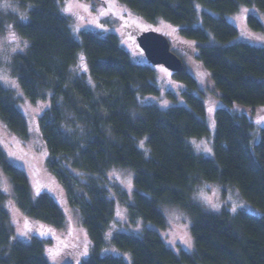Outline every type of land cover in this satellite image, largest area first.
Segmentation results:
<instances>
[{
    "label": "trees",
    "instance_id": "1",
    "mask_svg": "<svg viewBox=\"0 0 264 264\" xmlns=\"http://www.w3.org/2000/svg\"><path fill=\"white\" fill-rule=\"evenodd\" d=\"M15 1L25 16L0 9V33L13 24L29 48L13 58L12 74L33 103L51 93L39 124L48 165L80 212L92 247L80 262L65 264H264V126L257 133L264 109V47L247 42L226 18L244 6L264 12V0H118L149 23L172 24L182 38L195 43L218 101L214 158L197 155L190 144L207 136L210 127L206 94L186 68L175 75L189 87L187 105L163 109L145 103L143 97L161 95L155 66L136 63L116 34L75 36L63 13L65 0ZM248 24L264 31L256 15H249ZM125 28L130 33L132 26ZM81 54L93 84L73 72ZM0 121L11 134L29 136L14 93L2 86ZM0 167L18 209L33 225L64 227L59 203L47 193L36 196L26 172L1 149ZM115 169L134 173V189L125 199L110 177ZM205 182L236 187L260 213L206 211L194 200ZM112 193L129 204L131 220L143 229L140 235H109L116 218ZM6 201L0 190V264H51L49 239L15 237ZM164 206L179 207L191 218L193 252H176L164 241ZM111 243L129 253L131 261L103 255Z\"/></svg>",
    "mask_w": 264,
    "mask_h": 264
},
{
    "label": "rangeland",
    "instance_id": "2",
    "mask_svg": "<svg viewBox=\"0 0 264 264\" xmlns=\"http://www.w3.org/2000/svg\"><path fill=\"white\" fill-rule=\"evenodd\" d=\"M20 6L21 4L15 0H0V9L5 12H20ZM62 7L63 13L71 21L75 36L80 37L83 32H93L101 36L114 33L120 38L122 46L129 51L136 63L150 64L138 46L137 36L149 30L166 36L171 43V50L182 59L186 71L196 80L199 90L206 94L204 100L208 107L207 123L210 133L203 138L191 139L190 144L197 155L214 158L216 133L214 116L218 101L211 95L212 78L209 71L197 59V48L194 42L182 38L178 28L164 20H158L154 24L147 22L118 0H65ZM20 13L25 16V11ZM250 14L259 17L264 24V12L255 7H241L236 14L228 15L226 18L243 31L242 36L247 42L264 47V31H257L248 24ZM126 26H132L129 29L130 33L126 30ZM12 34H15V39L12 38ZM28 48L29 42L21 37L13 24H8L5 32L0 33V86L14 93L17 106L25 115L29 125V136L20 138L11 134L0 121V149L13 165L26 172L36 196L47 193L59 203L66 218L64 227L52 229L47 225H33L18 209L12 184L1 167L0 190L7 196L4 206L10 215L11 227L17 239L25 240L30 234L49 239L47 250L51 249L53 255H49L48 251L47 255L51 264H65L69 261L77 263L90 254L92 247L80 212L71 206L66 188L48 165L49 153L39 124L45 111L50 107L51 93H47L46 97L33 103L24 93L19 79L12 74L13 58L17 54L25 53ZM155 69L156 85L161 89V95L143 97V102L158 104L163 109L187 105L185 93L189 90L188 85L179 81L175 73L164 67H155ZM73 72L76 76L86 77L88 82L93 84L88 61L83 54L79 56ZM262 118H264V109L260 111L257 118L259 127L257 133H260V128L264 126V122H258ZM141 148L144 149L142 146ZM110 177L118 182L119 186L115 188V191L120 194V199H125L127 194L132 193L134 189L133 172L115 169L110 173ZM112 196H114L113 193L111 198L115 202L116 218L109 235L112 232L140 235L143 229L140 232L136 228L137 223L131 220L129 204L125 205ZM194 200L210 213H219L223 208H227L232 213L241 210L252 211V214L260 213L258 209L244 201L239 190L234 186L225 187L218 183L205 182L199 187ZM130 201L133 202V197ZM162 212L168 227L164 231L160 230V233L166 244L176 252H180V248L193 252L192 221L189 215L179 207L164 206ZM85 249L87 250L86 255L83 254ZM102 254L124 257L127 262L131 261L129 253L120 251L113 244L103 249Z\"/></svg>",
    "mask_w": 264,
    "mask_h": 264
},
{
    "label": "water",
    "instance_id": "3",
    "mask_svg": "<svg viewBox=\"0 0 264 264\" xmlns=\"http://www.w3.org/2000/svg\"><path fill=\"white\" fill-rule=\"evenodd\" d=\"M137 43L151 65L164 67L175 74L185 70L182 59L171 50V43L163 34L154 30L142 32L137 36Z\"/></svg>",
    "mask_w": 264,
    "mask_h": 264
},
{
    "label": "snow or ice",
    "instance_id": "4",
    "mask_svg": "<svg viewBox=\"0 0 264 264\" xmlns=\"http://www.w3.org/2000/svg\"><path fill=\"white\" fill-rule=\"evenodd\" d=\"M245 11H246V10H245ZM12 38L15 39V34H12ZM258 122H264V118H262V120H261V121H258ZM206 150H207V149H206ZM233 211H235V209H233ZM22 234H26V233H22ZM47 251H48L49 255H53L51 249H48ZM57 254H58V253H57ZM83 254H84V255L87 254V250H86V249L84 250V253H83Z\"/></svg>",
    "mask_w": 264,
    "mask_h": 264
}]
</instances>
